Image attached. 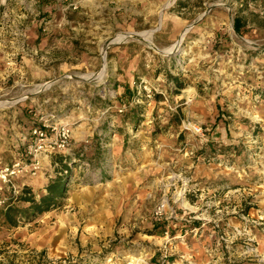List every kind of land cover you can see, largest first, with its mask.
I'll list each match as a JSON object with an SVG mask.
<instances>
[{"label":"rangeland","instance_id":"obj_1","mask_svg":"<svg viewBox=\"0 0 264 264\" xmlns=\"http://www.w3.org/2000/svg\"><path fill=\"white\" fill-rule=\"evenodd\" d=\"M72 1L0 0V157L72 129L0 264H264V0Z\"/></svg>","mask_w":264,"mask_h":264},{"label":"built area","instance_id":"obj_2","mask_svg":"<svg viewBox=\"0 0 264 264\" xmlns=\"http://www.w3.org/2000/svg\"><path fill=\"white\" fill-rule=\"evenodd\" d=\"M70 6L77 8L71 0ZM24 156L12 163L0 165V187L11 189L13 195L20 192L16 181L21 177L36 176L42 169L41 163L45 157L54 153H62L70 148L72 129L67 124L43 123L32 127L24 136ZM7 197H0V207L4 206Z\"/></svg>","mask_w":264,"mask_h":264},{"label":"trees","instance_id":"obj_3","mask_svg":"<svg viewBox=\"0 0 264 264\" xmlns=\"http://www.w3.org/2000/svg\"><path fill=\"white\" fill-rule=\"evenodd\" d=\"M243 25L241 17L237 18L235 28L238 32H240ZM66 167L65 169L67 170L68 168ZM67 192L68 179L67 176L61 174L49 181L45 187V193L41 196L33 193L30 187L24 186L19 195L10 196L5 205L0 207L1 223L9 227L18 225L19 216L23 215V210L16 204L18 201L30 203L28 210L33 214H39L60 206L62 200L66 198Z\"/></svg>","mask_w":264,"mask_h":264},{"label":"crops","instance_id":"obj_4","mask_svg":"<svg viewBox=\"0 0 264 264\" xmlns=\"http://www.w3.org/2000/svg\"><path fill=\"white\" fill-rule=\"evenodd\" d=\"M31 128H32V127H30L29 130H30ZM29 130H28V131H29ZM28 131H27V132H28ZM16 142H17V141H16ZM16 142H15L14 144H15V148L17 149V147H16V146H17V145H16ZM12 145H13V144H12ZM16 149H15V151H16ZM16 154H17V152L13 154V156L11 157V159H10L9 161L3 160V158H1L3 155H0V156H1V157H0V163H1V164L12 163L14 160H16L17 155H19L20 153L18 152V154H17V155H16Z\"/></svg>","mask_w":264,"mask_h":264},{"label":"bare ground","instance_id":"obj_5","mask_svg":"<svg viewBox=\"0 0 264 264\" xmlns=\"http://www.w3.org/2000/svg\"><path fill=\"white\" fill-rule=\"evenodd\" d=\"M186 31H187V29H186ZM186 32H184L183 33V35H182V37L184 36V34H185ZM150 35H148L149 37L151 36V33H149ZM173 47H175V46H172L170 49H173ZM6 103V101H2V102H0V106H2V105H4Z\"/></svg>","mask_w":264,"mask_h":264}]
</instances>
